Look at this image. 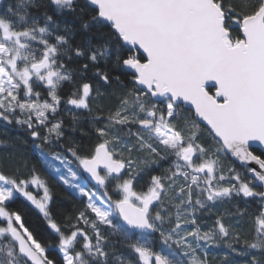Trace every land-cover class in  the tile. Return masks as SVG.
<instances>
[{
  "label": "snow or ice",
  "instance_id": "snow-or-ice-1",
  "mask_svg": "<svg viewBox=\"0 0 264 264\" xmlns=\"http://www.w3.org/2000/svg\"><path fill=\"white\" fill-rule=\"evenodd\" d=\"M0 122L84 205L0 141V264H264V0H0Z\"/></svg>",
  "mask_w": 264,
  "mask_h": 264
},
{
  "label": "trees",
  "instance_id": "trees-1",
  "mask_svg": "<svg viewBox=\"0 0 264 264\" xmlns=\"http://www.w3.org/2000/svg\"><path fill=\"white\" fill-rule=\"evenodd\" d=\"M9 2H12V0H5V3ZM33 14L39 15V13L36 12H34ZM60 19L72 22V18L70 16L61 17ZM65 123H70V117L65 116ZM69 135H71V133H69ZM75 137L78 141L82 139L78 132L75 134ZM0 141H6L9 145H14L15 149L18 150L17 156L21 154L23 155V157L25 158L24 162L26 163L28 169L31 170L35 168L36 171L47 181L52 193L50 208L53 215L57 219L62 221L65 217L75 216L79 211L83 210L84 205L81 198L64 187L61 183L54 179L53 173L46 170L45 166L39 159L38 150L33 146L31 137L28 136L25 131L17 128L14 124L6 125L3 122H0ZM13 150L14 149L12 147H5L3 145H0V160L4 162L5 171L12 170L17 162L11 156ZM253 152L256 155H261L262 157H264V155L258 149H253ZM69 159H71L70 154ZM236 166L238 168L240 167L238 164H236ZM146 179L147 178H145V181ZM84 183L88 184L86 180L84 181ZM89 186L91 187L92 185ZM30 190L33 191V193H36L34 188ZM237 203L238 201L234 199L232 203L218 204L215 211L217 214L219 212H223L225 209H227L228 211H234V205ZM239 206L243 207L242 202H239ZM14 208L22 212L29 223L39 225L42 232L48 233V236L46 237L47 239L54 240V236L46 228L41 214L37 209H35V207L30 204V202H26L23 198H20L18 203L14 205ZM215 218V214H204L201 216L202 222H206L204 224L205 227L211 226ZM235 219L236 217L230 218L232 222H234ZM226 222L229 221L226 220ZM245 227H247V225H245ZM210 251L222 252L226 251V249H211ZM233 258L236 260L242 259L241 257L235 256Z\"/></svg>",
  "mask_w": 264,
  "mask_h": 264
},
{
  "label": "water",
  "instance_id": "water-1",
  "mask_svg": "<svg viewBox=\"0 0 264 264\" xmlns=\"http://www.w3.org/2000/svg\"><path fill=\"white\" fill-rule=\"evenodd\" d=\"M253 149H258L263 155H264V148H262L261 146H259V145H254L253 146ZM238 164V163H237ZM239 165V164H238ZM240 166V165H239ZM250 167H255V165L253 164V165H250ZM86 180L89 182V183H91V184H93L94 185V182H90V178H87L86 177Z\"/></svg>",
  "mask_w": 264,
  "mask_h": 264
},
{
  "label": "rangeland",
  "instance_id": "rangeland-1",
  "mask_svg": "<svg viewBox=\"0 0 264 264\" xmlns=\"http://www.w3.org/2000/svg\"><path fill=\"white\" fill-rule=\"evenodd\" d=\"M35 189V188H34ZM70 191H72L71 189H69ZM35 192L36 193H34V194H36L37 196H42V194H43V192H42V190H39V191H37V189H35ZM73 192V191H72ZM74 193V192H73ZM34 207V206H33Z\"/></svg>",
  "mask_w": 264,
  "mask_h": 264
},
{
  "label": "flooded vegetation",
  "instance_id": "flooded-vegetation-1",
  "mask_svg": "<svg viewBox=\"0 0 264 264\" xmlns=\"http://www.w3.org/2000/svg\"><path fill=\"white\" fill-rule=\"evenodd\" d=\"M85 180H86V179H85ZM86 181H87V180H86ZM87 182H88V181H87ZM88 184H89V185H93V184H91V183H89V182H88Z\"/></svg>",
  "mask_w": 264,
  "mask_h": 264
}]
</instances>
